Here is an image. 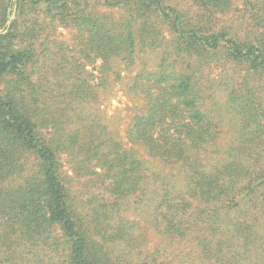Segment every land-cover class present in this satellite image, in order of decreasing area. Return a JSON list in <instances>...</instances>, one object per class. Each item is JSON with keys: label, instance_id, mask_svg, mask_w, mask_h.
<instances>
[{"label": "trees", "instance_id": "trees-1", "mask_svg": "<svg viewBox=\"0 0 264 264\" xmlns=\"http://www.w3.org/2000/svg\"><path fill=\"white\" fill-rule=\"evenodd\" d=\"M190 1L0 0V28L17 5L0 35V264H136L121 253L143 252L147 236L119 215L123 207L151 211L160 235L188 243L196 259L181 264H264V0H245L241 30L219 23L235 0ZM60 26L75 31L72 45L53 38ZM166 29L171 53L133 78L144 106L127 138L181 166L186 189L163 185L151 202L147 182L164 184L162 176L84 105L122 78L115 60L130 69ZM99 61L97 73L88 69ZM221 67L225 83L233 70L240 131L210 166L204 156L217 153L222 120L203 104L215 88L207 71ZM64 159L108 196L78 197L88 213L72 196Z\"/></svg>", "mask_w": 264, "mask_h": 264}, {"label": "rangeland", "instance_id": "rangeland-1", "mask_svg": "<svg viewBox=\"0 0 264 264\" xmlns=\"http://www.w3.org/2000/svg\"><path fill=\"white\" fill-rule=\"evenodd\" d=\"M176 4L180 7H189L191 4L190 0H175ZM245 0H235L233 8L222 15L219 23L226 25V27L247 28V14L245 13ZM234 31V30H233ZM165 41L161 46L155 50H146L139 53L136 57L135 64L130 68L126 69L120 64V60H115L113 63L114 68L121 72L122 78L119 81H115L107 88L101 90L98 101L85 104L90 114H97L105 119L107 128L113 133L114 137L119 141L126 149L132 151L136 157L143 161L148 173L159 174L165 181L162 184L161 180L157 183L153 180L147 182L148 193L147 197L153 201L158 199L159 193L162 192V186L164 185L167 189L172 192H177L182 189H186L185 181L183 179V168L181 166L169 167L164 165L160 160L151 157L146 151L140 146L131 143L127 138V129L133 117L136 113L140 112L144 106L143 99L140 94H136L130 90L134 76L141 70H157L161 63L163 52L171 53L170 40L171 34L166 29ZM75 31L72 28L60 26L57 33L53 38L57 41L64 42L68 45H72L74 42ZM173 58L169 59V63H172ZM99 63L89 66L90 71L98 72ZM179 65V64H177ZM97 68V69H96ZM230 70L228 77L229 82L225 83L221 78L223 74V67L214 71L208 70V76L212 81H215L214 91L204 101V109L210 112L213 116L222 120V133L220 137L219 145L217 146V153H208L204 156L205 161L210 165H214L217 160L224 157V151L227 150L231 142H233L239 135L240 131V118L235 110L234 105L230 99L233 95V86L230 78L233 76V70L227 68L225 73ZM226 78V74L224 75ZM224 78V79H225ZM226 84V85H225ZM64 174L68 177L69 185L71 187L72 196L75 197V202L79 206L81 211L87 212L81 209V204L78 201V197L81 201H90L92 195H99V202L103 200V197H107L105 190L101 187V184H97V180L89 178H77L73 175L69 166L64 159ZM88 213V212H87ZM119 215L128 217L131 221L140 222L141 229L145 232L147 238L143 247V252L135 251L128 252L124 251L123 245H114V249L117 253L125 255L129 260L134 261L136 264L142 259L148 261H155L159 263L172 262L181 264L186 261L185 256H190L196 259L190 245L186 242L171 241L160 235L153 225V218L151 211L148 212H137L133 208L123 207L121 208ZM118 215V216H119ZM117 216V217H118ZM116 217V218H117ZM116 224V220L113 221ZM158 260V261H157ZM199 264H205L200 261Z\"/></svg>", "mask_w": 264, "mask_h": 264}, {"label": "water", "instance_id": "water-1", "mask_svg": "<svg viewBox=\"0 0 264 264\" xmlns=\"http://www.w3.org/2000/svg\"><path fill=\"white\" fill-rule=\"evenodd\" d=\"M16 12H17V5L14 6L13 12L10 15V17L8 18V20L6 22V25L4 27L0 28V35L6 34L9 31V28L11 26V23H12V21L14 20V18L16 16Z\"/></svg>", "mask_w": 264, "mask_h": 264}]
</instances>
